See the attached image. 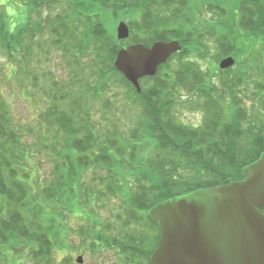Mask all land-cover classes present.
Listing matches in <instances>:
<instances>
[{
    "label": "trees",
    "instance_id": "trees-1",
    "mask_svg": "<svg viewBox=\"0 0 264 264\" xmlns=\"http://www.w3.org/2000/svg\"><path fill=\"white\" fill-rule=\"evenodd\" d=\"M10 4L16 15L9 12ZM108 14L128 20V39L118 40L109 30ZM172 39L183 50L160 65L156 75L142 78L141 91L114 67L126 41L150 46ZM0 48L8 53L14 79L32 76L35 88L39 78L51 81L42 93L53 104L41 118L57 130L56 138L48 136L53 142L38 150L22 144L0 96V260L25 242L34 264L54 263L62 248L56 240L60 234L54 218L44 219L43 212L52 210V200L67 196L68 181L77 178L98 202L119 197L126 216L115 226L104 217L84 224L77 231L81 239L101 248L115 244L125 264H143L139 260L145 257V264H151L159 239L148 215L151 208L177 195L242 179V169L264 152V82H254L259 105L251 103L250 110L258 109L256 113L248 111L241 96L254 80L249 67L257 64L264 70V0H0ZM55 50L68 59L69 82L54 79L49 69L38 73L40 62H50ZM229 55L236 65L220 69L219 62ZM209 57L217 63L222 87L214 82V65L206 67ZM84 58L96 69L94 82L85 78ZM118 88L126 90L128 107L138 111L126 134L107 120L106 114L119 108L107 96L104 126L90 109L94 100ZM195 109L201 111L199 119L188 122L187 111ZM41 151L63 160L61 167L56 161V174L38 186L43 200L34 197L28 182L38 169L29 159L39 163ZM66 160L70 171H65ZM91 166L97 169L92 178L96 188L85 182ZM100 169L104 173L99 175ZM106 184V191L98 190ZM133 222L157 229L152 250H145L144 239L129 231L115 235L117 224L124 230Z\"/></svg>",
    "mask_w": 264,
    "mask_h": 264
},
{
    "label": "rangeland",
    "instance_id": "rangeland-1",
    "mask_svg": "<svg viewBox=\"0 0 264 264\" xmlns=\"http://www.w3.org/2000/svg\"><path fill=\"white\" fill-rule=\"evenodd\" d=\"M6 4H9V2ZM7 7L9 8L8 10L12 15L17 14L14 5L10 4L9 6L7 5ZM120 21H125L128 23L127 19L117 18L113 14H108L107 20L105 22L109 30H113L116 35V27ZM10 27L11 30L16 29V26L14 27L13 23L10 24ZM211 42L214 43L213 40ZM124 43L127 44L128 41ZM62 57L64 56H62L60 52H57L56 50L53 51V56L50 62L42 61L37 67L39 75H42L43 72L49 69L52 72L54 79L58 81L69 82L71 74V71H69L70 69L68 67L69 62L66 57ZM225 57L227 56H224V58ZM38 58H41V55ZM11 63L12 62H10L7 51L0 48V96H3L4 100H6V105H8L7 116L12 119L11 129L16 133V135L20 136L22 144H27L28 147L30 146L33 149L38 150V148H41L42 144L51 143L53 142L52 139L57 137V130H51L41 118L42 113L47 112L50 105L53 104V101L49 100V98L42 93V89L50 86L48 83L51 81L48 82L46 80V83H42L43 78H39V84L37 88H35L30 82L32 76L23 74V78H18L15 76L16 79H14L13 75L10 73ZM176 63L177 62L175 61L172 62L171 66L167 69L173 68ZM205 63L207 68L211 67L212 64L214 65L213 70L217 73L213 75L215 76L214 82L215 84L222 87V83L220 82L221 76L218 75L219 71L216 67L217 63L214 58H207ZM80 64L82 66H86L85 78H88V80H92L94 82L97 77L95 67L89 66L87 58H84L83 62L81 61ZM71 66L70 68L73 70L74 66ZM236 71L238 72V68H236ZM261 71V66H258L257 64H253L251 67H249V72L254 77V80L253 83L250 81L252 84L248 87V91L245 89L246 92L241 93L243 104H246L247 108L249 109L248 111L252 113L259 111L258 109L255 111L250 110V106H252L251 103L253 102L259 105L258 96L255 101V88L257 87L255 86L254 82L259 80L264 82V70L263 73ZM18 83H20L22 87L18 86ZM261 85L263 84L258 83L259 87ZM243 86L247 87L244 84L241 85V88ZM76 94H78V92H76ZM106 96L113 102V104L116 103V106L119 105L118 109H113L106 114L107 120L110 122V124H116L115 126L120 129L123 134H126L128 128H131L135 125V119L137 117L138 111L134 109L133 106L128 107L127 92L123 88H118V90L115 89L110 92L107 91L105 95L103 94V99L101 98L100 100H94L90 104L92 114L95 115L96 118L100 119L101 126H104V124L108 122L104 118L105 115H103V100ZM186 96L187 95H185V97ZM60 105L63 106L64 103L60 102ZM191 111L192 112L187 111L188 122L199 119L200 117L201 111L198 109ZM48 136L49 138L50 136L52 138L49 139L50 141L48 140ZM46 154H49L52 157H49ZM46 154L42 151L40 152L39 157L41 160L39 163L38 160H35V158L29 159V163L39 170L36 169L33 171L30 181L28 182L29 184H32L34 197L38 196L37 198L41 200H43L42 193L40 192L38 186L42 183L44 177L48 179L50 175L56 174V161L59 163L58 165H60V167L62 166L63 161L62 159L59 160L58 157H53L54 155L50 154L49 152ZM67 158L71 157H66V159ZM66 161L67 167L65 168V171H70L68 168L69 161ZM75 164V171L77 172L78 163L75 162ZM96 172L97 169L91 166L89 173L85 176L86 184L92 188H96L95 182L92 180ZM98 173L99 175L103 174L104 170L100 169L98 170ZM72 177L73 173L71 172L69 178L72 179ZM68 182L69 185H71L68 195L59 200H52L49 204L52 210L49 209L45 211V213L43 212L44 219H48V216H52L54 218L56 230L58 229L60 234V236H56V238L58 237L56 240L59 246L61 245L62 248L56 250L57 253L56 257L54 255L55 259L53 264H62L64 261L67 262L66 264H125L123 256L120 255L118 246L115 244L112 245V248H101L98 244L91 246L90 242H85L83 239H81L80 233L77 232L84 224L93 223L94 221H98L103 217L105 220H110L114 226L117 222L119 223L121 221L119 219L120 216H122V218L126 217L125 211L122 209L123 204L120 202V198L108 196L107 198L101 199V202H98L96 195L90 194V190L85 191L84 187L78 185L77 178ZM108 186L107 184L100 185L98 190L101 192L106 191ZM72 189L74 190V193H72ZM72 209L74 212L71 211ZM124 231H129L133 235L141 236V238H143L145 241L143 242L145 250H149L150 247H152V250L156 245V238L158 236L157 229H148L146 225L142 227L140 225L134 224L133 222L129 227L121 230L120 226L117 224L115 235ZM111 233L113 235L112 231L110 232V235ZM64 239L65 241H62ZM15 249L16 253L11 251L7 258L0 260V264H34L33 259L30 257L31 246L27 245L25 242H21L19 246H15ZM78 257H82V263L77 262ZM148 260L149 258L145 257L143 259L141 258L139 261H142V263L145 264Z\"/></svg>",
    "mask_w": 264,
    "mask_h": 264
},
{
    "label": "water",
    "instance_id": "water-1",
    "mask_svg": "<svg viewBox=\"0 0 264 264\" xmlns=\"http://www.w3.org/2000/svg\"><path fill=\"white\" fill-rule=\"evenodd\" d=\"M117 39L130 37L127 22L116 27ZM183 50L178 39L123 45L114 67L138 91L140 80ZM236 64L234 56L220 69ZM243 179L197 189L159 202L149 210L160 237L151 264H264V152L242 169ZM79 263L83 262L78 257Z\"/></svg>",
    "mask_w": 264,
    "mask_h": 264
},
{
    "label": "flooded vegetation",
    "instance_id": "flooded-vegetation-1",
    "mask_svg": "<svg viewBox=\"0 0 264 264\" xmlns=\"http://www.w3.org/2000/svg\"><path fill=\"white\" fill-rule=\"evenodd\" d=\"M259 81H261V80H259Z\"/></svg>",
    "mask_w": 264,
    "mask_h": 264
}]
</instances>
